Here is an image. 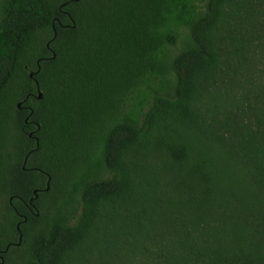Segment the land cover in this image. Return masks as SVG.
Here are the masks:
<instances>
[{
    "label": "trees",
    "instance_id": "obj_1",
    "mask_svg": "<svg viewBox=\"0 0 264 264\" xmlns=\"http://www.w3.org/2000/svg\"><path fill=\"white\" fill-rule=\"evenodd\" d=\"M238 2L0 0V264H264V0ZM221 62L227 118L198 122ZM158 131L211 156L183 174L166 141L178 172L133 176L127 154Z\"/></svg>",
    "mask_w": 264,
    "mask_h": 264
},
{
    "label": "rangeland",
    "instance_id": "obj_2",
    "mask_svg": "<svg viewBox=\"0 0 264 264\" xmlns=\"http://www.w3.org/2000/svg\"><path fill=\"white\" fill-rule=\"evenodd\" d=\"M257 1L258 0H239L237 11L239 10L242 15H247L246 11H249L252 6H255ZM233 10L234 8H232L230 11ZM231 14H234V11ZM223 18L224 20L220 22V25L213 30L212 36L216 46L218 48L224 49V51L227 53V4L224 6ZM246 28L247 27L244 23L241 25L234 24L231 27L230 33L232 36L230 37L235 38V43H237V40L240 41L242 36L241 32ZM225 58L226 56L224 55L222 62L225 60ZM222 62L220 63V67H223V69H217L216 72L207 75V83L205 88L201 89L197 93L195 101L191 106V116L196 118L198 122L204 120L206 121L207 118L208 120H211V118L214 117H219L221 119L227 118V109L230 103L227 93V63L224 65ZM196 107L198 108V115L195 113ZM199 129L204 130V128H201L200 126ZM187 136H185L186 139L184 137L183 139L182 136H179L169 141V139H166L164 136H162L160 131H158L157 133L151 135L150 138L146 139L142 144L133 147L127 154L128 160L132 162V175L134 176L136 172L140 173L141 170H143L145 175H147V173H150L151 170L156 172L158 169L162 171L165 177L169 180V176L177 173V168L182 167V165L178 163V160L174 159L172 156L170 157L168 147L166 146V141H168L173 146H176L178 149L186 147L187 152L184 162L186 160L187 165H190V168L182 171V173L185 174L187 171L192 172L193 167L196 166L193 163H201V159L204 157L208 159V157L211 156V153H204L205 156H201L200 151H198L196 147H193L194 143L192 142V138ZM214 149V151L217 152L218 148L214 147ZM176 164L179 167L175 166ZM136 165L138 166L136 167ZM214 169L215 166H213L212 169L211 167H207L206 175H208V173ZM15 254H17V251L14 253V255Z\"/></svg>",
    "mask_w": 264,
    "mask_h": 264
},
{
    "label": "water",
    "instance_id": "obj_3",
    "mask_svg": "<svg viewBox=\"0 0 264 264\" xmlns=\"http://www.w3.org/2000/svg\"><path fill=\"white\" fill-rule=\"evenodd\" d=\"M70 1H74V0H70ZM66 3H63V4H61L60 5V10L61 11H64V10H62V8H63V6L65 5ZM65 13H67L68 14V12L67 11H64ZM58 20V18H54V21H53V24H54V22L55 21H57ZM60 25L61 26H71V27H74L75 26V23L73 22L72 24H69V25H63V24H61L60 23ZM56 37V31H55V34H54V36H53V38L52 39H54ZM48 47L51 49V51H52V57H54L55 56V53H54V51L52 50V48H51V46H50V42L48 43ZM40 70V60H38V68L36 69V70H33V71H31L30 72V77L31 78H33L34 80H36V78H35V74L38 72ZM30 95V94H29ZM28 95V96H29ZM35 97H37V98H41L42 97V94H41V92L38 90V92L37 93H35V94H33ZM27 96V97H28ZM26 97V98H27ZM26 98H24L23 100H21V101H19L18 102V104H17V106H18V108H22L23 106H22V102H24L25 100H26ZM26 107V106H25ZM29 109H30V111H29V113H28V115L26 116V118H25V121L28 123H33V124H36V129H34L33 131H31L30 133H29V135H30V137H34L35 138V140H36V142H37V145L35 146V150L36 149H38V147H39V144H38V137H36V136H34V132H36L38 129H39V124L36 122V121H34V120H29L28 118H29V116L32 114V112H33V109L31 108V107H29ZM27 157H28V155L25 157V161L27 160ZM50 187H51V175L50 174H47V182H46V186H45V188H44V190H48V189H50ZM38 190L39 189H34V191H33V196L32 197H30L29 198V200H28V204H29V206L30 207H32V208H35V199L38 197ZM35 214H38V212H34ZM27 220V218L25 217L22 221L23 222H25ZM20 222L17 224V230H18V233H19V235H18V241L17 242H15V244L16 245H19L21 242H22V236H23V234H22V230H21V227H20ZM9 246L10 245H8L3 251L4 252H6L7 250H8V248H9ZM0 262H3V256H1V260H0Z\"/></svg>",
    "mask_w": 264,
    "mask_h": 264
},
{
    "label": "flooded vegetation",
    "instance_id": "obj_4",
    "mask_svg": "<svg viewBox=\"0 0 264 264\" xmlns=\"http://www.w3.org/2000/svg\"><path fill=\"white\" fill-rule=\"evenodd\" d=\"M30 210H31V211H34V208L30 207ZM13 243H14V242H13ZM0 259H1V255H0Z\"/></svg>",
    "mask_w": 264,
    "mask_h": 264
}]
</instances>
